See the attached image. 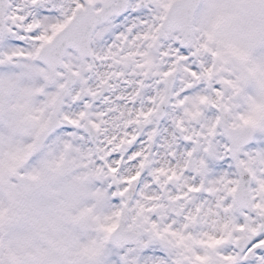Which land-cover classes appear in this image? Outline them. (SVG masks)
Returning a JSON list of instances; mask_svg holds the SVG:
<instances>
[{
  "label": "snow or ice",
  "instance_id": "1",
  "mask_svg": "<svg viewBox=\"0 0 264 264\" xmlns=\"http://www.w3.org/2000/svg\"><path fill=\"white\" fill-rule=\"evenodd\" d=\"M0 264H264V0H0Z\"/></svg>",
  "mask_w": 264,
  "mask_h": 264
}]
</instances>
